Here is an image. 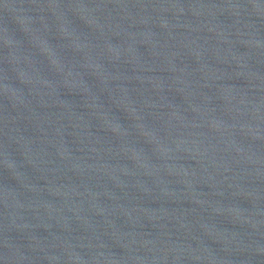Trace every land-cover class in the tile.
I'll return each mask as SVG.
<instances>
[{"label": "water", "instance_id": "1", "mask_svg": "<svg viewBox=\"0 0 264 264\" xmlns=\"http://www.w3.org/2000/svg\"><path fill=\"white\" fill-rule=\"evenodd\" d=\"M0 264H264V0H0Z\"/></svg>", "mask_w": 264, "mask_h": 264}]
</instances>
